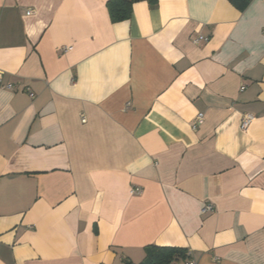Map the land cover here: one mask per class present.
<instances>
[{
  "label": "crops",
  "instance_id": "obj_1",
  "mask_svg": "<svg viewBox=\"0 0 264 264\" xmlns=\"http://www.w3.org/2000/svg\"><path fill=\"white\" fill-rule=\"evenodd\" d=\"M133 1L0 0V264H264V0Z\"/></svg>",
  "mask_w": 264,
  "mask_h": 264
},
{
  "label": "trees",
  "instance_id": "obj_2",
  "mask_svg": "<svg viewBox=\"0 0 264 264\" xmlns=\"http://www.w3.org/2000/svg\"><path fill=\"white\" fill-rule=\"evenodd\" d=\"M155 1H151L154 6ZM239 11H244L251 0H229ZM133 0H109L107 7L113 22L128 20L132 15ZM191 254L187 249L151 245L146 248V258L140 264H188Z\"/></svg>",
  "mask_w": 264,
  "mask_h": 264
},
{
  "label": "built area",
  "instance_id": "obj_3",
  "mask_svg": "<svg viewBox=\"0 0 264 264\" xmlns=\"http://www.w3.org/2000/svg\"><path fill=\"white\" fill-rule=\"evenodd\" d=\"M32 11H29L27 15H31ZM208 38L203 37V36H198L197 38L194 39V43L195 44H199L201 41H207ZM0 82H1V75H0ZM8 88H10V85L7 86ZM244 89V87H242V90ZM31 98H35V95L33 93L30 94ZM256 120V117L252 114H246L243 116V118L241 119V129L243 131H247L249 129V127L251 126V124ZM83 123L86 122V120L83 118L82 120ZM204 122V115L203 114H199L194 125L193 128L194 129H198ZM142 191L140 188H135L131 191L132 195L135 194H140ZM214 206L207 204L203 207L202 209V213L203 214H208V213H212L214 212ZM188 264H196L193 261H189Z\"/></svg>",
  "mask_w": 264,
  "mask_h": 264
}]
</instances>
